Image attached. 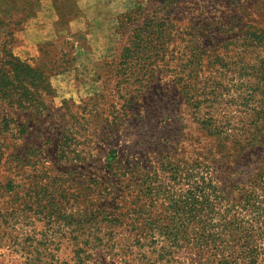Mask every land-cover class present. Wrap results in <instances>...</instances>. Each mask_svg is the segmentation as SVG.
I'll return each mask as SVG.
<instances>
[{
  "label": "rangeland",
  "instance_id": "obj_1",
  "mask_svg": "<svg viewBox=\"0 0 264 264\" xmlns=\"http://www.w3.org/2000/svg\"><path fill=\"white\" fill-rule=\"evenodd\" d=\"M171 4L184 40L164 62L157 45L152 62L138 63L139 39L121 21L135 0H0V264H173L133 241L136 228L168 218L159 201L136 198L121 169L205 161L232 197L264 167V137L241 153L218 148L172 74L178 49L190 58L196 45L219 103L212 115L253 119L250 130L264 132V0ZM127 55L118 70L134 83L123 98L114 82ZM144 70L156 78L148 83ZM172 251L178 263L201 264L186 245Z\"/></svg>",
  "mask_w": 264,
  "mask_h": 264
},
{
  "label": "trees",
  "instance_id": "obj_2",
  "mask_svg": "<svg viewBox=\"0 0 264 264\" xmlns=\"http://www.w3.org/2000/svg\"><path fill=\"white\" fill-rule=\"evenodd\" d=\"M172 6L171 0H135L134 7L121 16L122 23H126L125 34L129 38L139 39L136 49L138 63L152 62L157 45L163 51V61L171 42L179 44L180 40H184L179 28L169 17ZM4 23L0 18V28ZM157 41L160 42L155 45ZM193 49L194 54L190 58L178 49L181 59L172 71L183 101L194 110L198 123L207 134L215 137L218 148L230 146L241 153L258 145L264 132L263 129L257 133L250 130L255 128L253 119L228 115L219 119L212 115L215 104L219 103L213 99L210 79L200 77L201 51L196 45ZM128 57H123L125 60L117 61L116 65V73H122L123 79L114 82V90L123 98L134 83L131 81V71L124 68L118 70L120 64L128 62ZM144 71L142 73L148 75V79H145L148 83L157 76L153 70ZM127 72L128 76H125ZM138 76L141 75L136 73V78ZM215 84L217 89L222 86L219 82ZM139 87L146 88V85L141 84ZM137 99L138 95L130 93V103ZM121 170L122 179L130 177V186L136 188V198L159 201L160 208L167 213L168 220L162 222L161 229L136 228L132 231V239L136 244L142 246L145 245L144 241L150 242L149 252L159 254L156 258L166 255L167 262L181 264L180 261H174L175 251L172 250L186 245L196 250L201 264H264V167L255 173L248 186L234 185L232 197L224 195L225 191L210 175L211 167L201 160L192 161L187 167L175 163L163 164L148 173L135 165ZM235 191L237 193L233 194ZM141 206L132 210L138 212ZM139 217V222L144 225L145 215ZM173 219L175 223V219L179 222L175 227H171ZM150 261L157 260L154 258Z\"/></svg>",
  "mask_w": 264,
  "mask_h": 264
},
{
  "label": "crops",
  "instance_id": "obj_3",
  "mask_svg": "<svg viewBox=\"0 0 264 264\" xmlns=\"http://www.w3.org/2000/svg\"><path fill=\"white\" fill-rule=\"evenodd\" d=\"M57 1V0H56Z\"/></svg>",
  "mask_w": 264,
  "mask_h": 264
}]
</instances>
